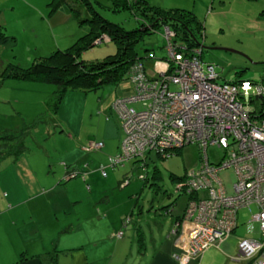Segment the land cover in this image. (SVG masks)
I'll list each match as a JSON object with an SVG mask.
<instances>
[{"label":"rangeland","instance_id":"obj_1","mask_svg":"<svg viewBox=\"0 0 264 264\" xmlns=\"http://www.w3.org/2000/svg\"><path fill=\"white\" fill-rule=\"evenodd\" d=\"M50 1L0 0L1 23L9 36L6 44H0V128L25 130L27 147L23 156H0V207L138 206V212L140 206H145L146 212L149 206H168L170 209L174 206V215L181 213L188 196L177 190L181 183L177 178H183L200 166L202 155L198 144L185 145L168 159L151 154L146 163L132 159L123 165L108 166L106 175L101 166L107 164L108 150L86 149L90 141L108 136L106 121L120 120L122 126L121 117L118 118L112 103L119 97L136 93L131 78L96 91L70 90L56 111L53 84L8 79L1 85V74L7 64L27 68L36 59L57 49L71 47L78 36L89 32V26L81 25L70 8L75 5L87 14L83 0H68L64 9L74 18L65 26L55 29L48 19L41 23L40 9L34 7L41 6V11L46 10L49 15L47 5ZM90 1L104 18L127 30L136 29L142 18L139 11L124 5L125 0L120 3L118 0ZM148 1L195 14L202 25V29L196 30L203 49L202 59L217 66L221 82L240 78L264 79V0ZM62 37L64 39L58 44ZM165 46L163 30L152 31L138 45L137 50L152 74L157 73L153 72L157 67L156 59H163L166 55ZM116 49L112 41L95 43L81 59L89 62L102 60ZM154 53L156 56L151 57ZM132 105L141 108V103ZM123 137L122 129L118 133L117 152ZM208 154L212 162H220L225 149L211 145ZM74 159H78L75 167L79 168L80 175L69 180L65 173L66 164ZM221 176L228 192H233L234 169L224 170ZM36 193L39 195L32 196ZM252 210L256 211L255 205ZM251 215L248 208L239 210V233L253 229L259 232L257 224L250 223Z\"/></svg>","mask_w":264,"mask_h":264},{"label":"built area","instance_id":"obj_2","mask_svg":"<svg viewBox=\"0 0 264 264\" xmlns=\"http://www.w3.org/2000/svg\"><path fill=\"white\" fill-rule=\"evenodd\" d=\"M163 33L165 67L152 74L144 61L135 63L129 78L136 93L113 103L124 137L119 151L110 156V166L132 159L146 163L151 154L168 159L185 145L198 144L201 164L177 187L188 200L173 229L182 249L174 258L187 264L220 244L235 232L239 210L248 208L259 237L241 238L236 259L264 264V79L221 82L217 66L203 61L200 46L188 48L176 43V34L169 26ZM108 39L105 35L96 43ZM134 103H141V108ZM211 145L225 149L220 162L211 161ZM102 148L103 141H90L87 146L90 151ZM106 168L101 166L104 175ZM230 168L236 176L231 193L221 176ZM169 213L166 209L165 214ZM130 222V217L125 220L126 225ZM122 235L123 231L116 234Z\"/></svg>","mask_w":264,"mask_h":264},{"label":"crops","instance_id":"obj_3","mask_svg":"<svg viewBox=\"0 0 264 264\" xmlns=\"http://www.w3.org/2000/svg\"><path fill=\"white\" fill-rule=\"evenodd\" d=\"M34 8L40 9L41 23L48 19L55 29L65 26L73 17L65 7L53 16L47 15L46 10L41 11L43 8L39 5ZM62 39L64 37L60 38L58 44ZM153 56H156L155 53L151 54ZM165 60L166 55L163 59H156V62L161 63H156L155 69H163ZM155 69L153 72H156ZM119 122L114 119L106 121L108 136L98 139L104 142V149L109 154L107 164L102 166H110V156L116 154L119 147L118 133L123 129ZM75 160L66 164V174L73 169L79 172V168L75 167L78 159ZM137 207L2 206L0 264H180L174 254L182 252V249L173 229L185 206L181 213L175 215L174 206L167 209L169 214H165V206H149L146 212L145 206H140L136 212ZM129 217L131 222L126 225L125 220ZM238 228L239 221L231 236L187 264H251L248 260L236 259L237 247L241 238H257L259 232L253 229L251 232L239 233ZM120 231H123V235L117 237ZM51 256H54L55 263H52Z\"/></svg>","mask_w":264,"mask_h":264},{"label":"trees","instance_id":"obj_4","mask_svg":"<svg viewBox=\"0 0 264 264\" xmlns=\"http://www.w3.org/2000/svg\"><path fill=\"white\" fill-rule=\"evenodd\" d=\"M83 1L88 10L87 14L75 5H70V8L81 25L89 26V32L78 36L71 47L64 50L57 49L48 56L36 59L27 68L7 64L1 74V85L8 79L53 84L55 85L52 94L53 105L56 111L64 95L70 90L96 91L106 86L116 85L122 79L129 77L134 64L144 59L137 50L138 45L152 31H162L165 26H169L176 34L174 38L176 43L188 48L200 46L196 30H200V27L202 29V25L195 14L189 10L168 9L148 0H128L129 3L126 4L125 0L124 5L139 11L142 16L136 29L127 30L121 24L104 18L90 0ZM118 1L120 3V0ZM67 3L68 0H51L48 4L49 16L60 11ZM105 35L115 43L116 52L107 55L102 60L92 62L82 60V54L94 47L96 40ZM7 39L9 36L2 26L0 9V44H6ZM25 132V130L0 128V156L2 158L8 155L19 156L26 152ZM67 175L70 179L79 176L80 172L73 169L69 170ZM168 208V206L164 207V209ZM51 261L55 263L54 256H51Z\"/></svg>","mask_w":264,"mask_h":264},{"label":"snow or ice","instance_id":"obj_5","mask_svg":"<svg viewBox=\"0 0 264 264\" xmlns=\"http://www.w3.org/2000/svg\"><path fill=\"white\" fill-rule=\"evenodd\" d=\"M247 86V85H246Z\"/></svg>","mask_w":264,"mask_h":264}]
</instances>
